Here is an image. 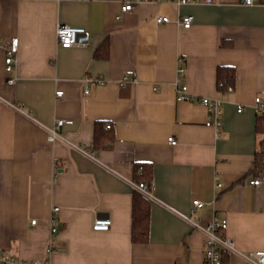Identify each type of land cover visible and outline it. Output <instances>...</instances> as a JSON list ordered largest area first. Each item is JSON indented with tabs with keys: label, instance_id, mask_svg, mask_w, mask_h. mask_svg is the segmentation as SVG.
Instances as JSON below:
<instances>
[{
	"label": "crops",
	"instance_id": "crops-1",
	"mask_svg": "<svg viewBox=\"0 0 264 264\" xmlns=\"http://www.w3.org/2000/svg\"><path fill=\"white\" fill-rule=\"evenodd\" d=\"M122 1L0 0V250L51 264H204L206 235L189 219L218 216L236 245L229 264H253L244 255L264 251V184L251 183L264 176L252 173L263 140L255 100H264V0L140 2L119 17ZM185 15L190 28L178 24ZM58 24L86 32L62 48ZM13 39L17 64L7 73ZM105 40L109 54L96 58ZM181 65L195 101L177 99ZM220 66L235 69L231 90L218 87ZM202 98L223 102L221 129L207 126ZM60 119L73 122L60 129L67 143H51ZM98 122L112 125L110 147H95ZM139 162L153 166L146 244L131 237ZM195 200L205 207L193 211ZM97 219L110 229L95 231Z\"/></svg>",
	"mask_w": 264,
	"mask_h": 264
},
{
	"label": "built area",
	"instance_id": "built-area-1",
	"mask_svg": "<svg viewBox=\"0 0 264 264\" xmlns=\"http://www.w3.org/2000/svg\"><path fill=\"white\" fill-rule=\"evenodd\" d=\"M193 0H123L120 16L132 14L136 8V6L140 2H176L178 4H186L190 3ZM256 0H242V3L245 5H253ZM193 16L192 15H185L178 20V24L183 28H190L193 24ZM157 23L163 24L170 22V19L167 16H158L156 18ZM86 30L81 27H73L66 24H58L56 29L57 40L59 45L62 48H71L78 45L79 36L84 34ZM18 39H13L12 42L7 47L5 64V70L7 73H11L15 70L17 64V53H18ZM182 61V60H179ZM184 68L183 66H179L177 70V82H176V89H177V99L179 101H195L194 96L189 94L188 86L186 82L183 80L184 75ZM125 82H135V78L125 77ZM91 78L87 77L85 79V91L86 95L90 94L91 91ZM97 85L103 84L101 79L94 80ZM8 84L13 85L15 83V79L9 78L7 80ZM230 90L232 89L231 86L228 87ZM57 97L61 98L63 96L62 91H58ZM1 100V98H0ZM200 103L204 105L209 112V119L207 121V126L214 127L216 130H219L223 126V102L219 99H211V98H202L200 99ZM256 112L257 114H261L264 112V100L261 98H256ZM10 107L14 108L19 112H23V110L17 106L10 104ZM239 112L242 111V107L239 106ZM31 115H29L30 117ZM73 122L70 120H57L55 125L48 129V141L53 143L57 140H61L67 143L65 136L60 133V129L65 125H70ZM107 128H112L111 124H107ZM169 142L172 145L177 144V140L174 137L169 138ZM75 149L81 151L84 154L91 156V158L95 159L96 154L95 152L89 153L87 149H84L81 146H72ZM135 190L141 193L144 197L149 200L154 199V195L152 193V184L149 186L145 183H135L134 181L131 182ZM252 185L258 186L264 184V176L259 177L256 180L251 182ZM217 187H222L221 183H217ZM205 204L199 200L193 201V211L195 209L204 208ZM53 213L58 211V208H53ZM189 223L191 224L192 228L195 231H200L205 233L206 235V245L204 250V264H222V257L224 253H232L235 252V243L234 240L226 234L228 230V221L225 218H221L218 216L212 217V219L206 223H200L199 221L189 219ZM37 224L36 221L32 222V225ZM93 229L95 231H108L112 225L110 219H97L93 224ZM58 225L53 220V224L51 226V233L57 234L58 233ZM52 252V247L49 246L48 254ZM244 257L252 262L253 264H264V251H255L251 252L250 254L244 255ZM0 264H51L48 259L45 260H34V261H18L13 254L12 250H0Z\"/></svg>",
	"mask_w": 264,
	"mask_h": 264
},
{
	"label": "trees",
	"instance_id": "trees-1",
	"mask_svg": "<svg viewBox=\"0 0 264 264\" xmlns=\"http://www.w3.org/2000/svg\"><path fill=\"white\" fill-rule=\"evenodd\" d=\"M109 54V44L105 40L95 53L96 58H106ZM236 79L235 69L230 66H220L217 70V82L220 89H227L234 86ZM105 122H98L95 130V147H110L104 144L106 140H111V128H107ZM257 134L263 137L260 148L256 153L252 173L256 176L264 174V112L258 115L256 123ZM135 183H145L151 185L153 182V166L148 162L135 164ZM132 241L135 244H146L149 241L150 233V201L141 193L135 191L132 202ZM222 264H229V254L224 253Z\"/></svg>",
	"mask_w": 264,
	"mask_h": 264
}]
</instances>
